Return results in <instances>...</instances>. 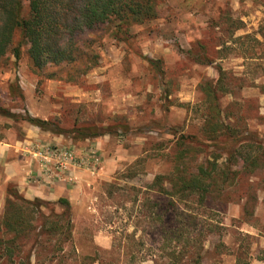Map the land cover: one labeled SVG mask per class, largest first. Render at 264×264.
<instances>
[{
    "label": "rangeland",
    "instance_id": "rangeland-1",
    "mask_svg": "<svg viewBox=\"0 0 264 264\" xmlns=\"http://www.w3.org/2000/svg\"><path fill=\"white\" fill-rule=\"evenodd\" d=\"M244 34L251 37L238 41ZM99 50V66L76 83L35 72L25 49L0 66V107L10 112L65 128L129 126L90 142L51 133L63 146L93 149L101 162L84 171L69 201L74 228L64 253L53 258L29 240L23 255L31 251L30 264H264V166L241 172L205 204L152 187L180 148L194 154L185 159L191 166L210 157L201 84L219 69L224 114L264 133V59L245 57L264 56V0H163L158 18L132 27L124 42L106 33ZM146 57L161 60L162 70ZM29 126L0 113V139L21 138Z\"/></svg>",
    "mask_w": 264,
    "mask_h": 264
},
{
    "label": "trees",
    "instance_id": "trees-1",
    "mask_svg": "<svg viewBox=\"0 0 264 264\" xmlns=\"http://www.w3.org/2000/svg\"><path fill=\"white\" fill-rule=\"evenodd\" d=\"M162 2L163 0H0V66L6 63L8 55L19 59L25 49L35 72L42 73L47 78L76 83L99 66V48L106 33H110L116 41H127L132 27L158 18ZM247 37L251 35L238 36L237 40ZM226 43L223 41V48ZM247 55L245 57L251 59H264L262 55L256 57L255 53L248 52ZM146 59L157 72L162 70L161 60L150 57ZM206 59L210 61V58ZM225 74L219 69L217 77L201 84L206 105L204 132L209 144L214 146L211 158H204L191 166L185 159L189 154H194H191L189 148H180L175 154L172 171L157 174L153 181L152 187L160 193L177 198V201L191 199L205 204L214 193L220 194L232 187L241 172L253 173L264 166V133L251 131L246 126L241 127L239 116L230 119V116L224 114L221 99L225 92L220 90V84ZM0 113L24 119L53 134H69L73 140L92 139L103 134H113L119 129L127 130L129 127L120 124L109 125L107 128L97 125L65 128L55 120L29 113L20 116L3 107H0ZM226 117L230 119L228 122ZM179 139L181 138H178L181 146L185 142ZM253 148L257 149L255 154H251L250 149ZM221 158L222 162H219ZM232 165H239V168L232 169ZM49 205L53 207L48 208ZM244 209L248 213L253 212L251 195H248ZM73 228L67 198L60 197L55 201L29 199L15 186H10L4 211L0 216V264H30L31 251L23 255L29 240L56 258L64 253L65 244L71 241ZM176 231L181 234L180 227Z\"/></svg>",
    "mask_w": 264,
    "mask_h": 264
},
{
    "label": "crops",
    "instance_id": "crops-1",
    "mask_svg": "<svg viewBox=\"0 0 264 264\" xmlns=\"http://www.w3.org/2000/svg\"><path fill=\"white\" fill-rule=\"evenodd\" d=\"M65 138L52 135L36 126L26 128L23 137L0 139V216L3 214L8 187L15 186L26 198L55 201L65 197L69 201L81 185L82 169H73L64 176H45L34 152L39 144L64 145ZM88 142L91 140L87 139Z\"/></svg>",
    "mask_w": 264,
    "mask_h": 264
},
{
    "label": "built area",
    "instance_id": "built-area-1",
    "mask_svg": "<svg viewBox=\"0 0 264 264\" xmlns=\"http://www.w3.org/2000/svg\"><path fill=\"white\" fill-rule=\"evenodd\" d=\"M45 176L59 178L73 169L94 173L101 162L100 156L91 148L78 149L53 143L39 144L34 152Z\"/></svg>",
    "mask_w": 264,
    "mask_h": 264
}]
</instances>
